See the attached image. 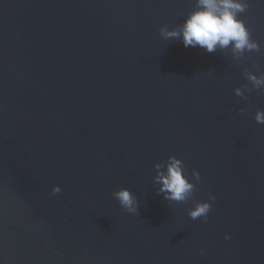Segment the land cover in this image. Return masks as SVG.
Returning a JSON list of instances; mask_svg holds the SVG:
<instances>
[{
    "label": "water",
    "instance_id": "1",
    "mask_svg": "<svg viewBox=\"0 0 264 264\" xmlns=\"http://www.w3.org/2000/svg\"><path fill=\"white\" fill-rule=\"evenodd\" d=\"M248 4L261 51L241 55L161 36L196 0H0V264H264V86L248 79L264 77V0ZM173 156L186 203L158 181ZM201 202L207 221L188 214Z\"/></svg>",
    "mask_w": 264,
    "mask_h": 264
},
{
    "label": "clouds",
    "instance_id": "2",
    "mask_svg": "<svg viewBox=\"0 0 264 264\" xmlns=\"http://www.w3.org/2000/svg\"><path fill=\"white\" fill-rule=\"evenodd\" d=\"M248 0H196V9L190 12L184 23L176 30H169L167 26L160 29V34L165 39H181L187 48L200 47L208 53H214L218 48L227 49L231 46L233 53L243 54L247 52H260L261 49L257 41L252 39L251 30L245 22L240 19V15L248 10ZM257 87L264 86V77L257 78L249 75ZM236 95L242 96V92L237 89ZM244 109H241V114ZM255 120L259 124H264V111L257 110ZM159 167V165H157ZM199 182L201 177L198 171L191 173ZM189 173L181 159L170 157L166 174H161L158 181L162 184L161 191L166 195L165 200L188 202L193 198L196 185L189 181ZM62 191L59 186H55L50 195L58 194ZM119 201L120 206L129 214H139V204L133 193L122 188L113 193ZM209 200L215 202L216 197L209 194ZM212 208V203H196L194 209L189 211V216L193 219H208V214ZM225 239H231L226 236ZM203 252V249L201 250Z\"/></svg>",
    "mask_w": 264,
    "mask_h": 264
}]
</instances>
